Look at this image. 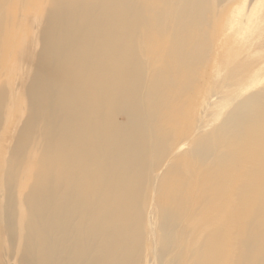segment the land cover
<instances>
[{
  "label": "bare ground",
  "instance_id": "obj_1",
  "mask_svg": "<svg viewBox=\"0 0 264 264\" xmlns=\"http://www.w3.org/2000/svg\"><path fill=\"white\" fill-rule=\"evenodd\" d=\"M263 1L0 0V264H264Z\"/></svg>",
  "mask_w": 264,
  "mask_h": 264
},
{
  "label": "rangeland",
  "instance_id": "obj_2",
  "mask_svg": "<svg viewBox=\"0 0 264 264\" xmlns=\"http://www.w3.org/2000/svg\"><path fill=\"white\" fill-rule=\"evenodd\" d=\"M248 3L249 2H241L240 3V6H242L241 7V9H240V11H239V13H238V15L239 14H242V15H244L245 13H246V9H247V6H248ZM256 11H258V12H260L261 14H263L264 13V1L263 2H260L259 4H257V6H256ZM238 15H237V17H236V21H237V19H238ZM249 40H251V41H249ZM249 40H247L245 43H247V44H251V43H260V42H262L263 40H264V24H263V26H262V29L260 30V31H258V33H255L254 35H253V37L252 38H250ZM248 51H246V52H244L245 54L247 53ZM234 54H230L229 55V57H227L228 55H226V56H224V59H225V64H227V65H221V67H220V71H224V70H226L227 69V66H228V61L230 60V58L233 56ZM260 57L261 58H264V52H262L261 53V55H260ZM227 58V59H226ZM227 60V61H226ZM218 86H219V82H218Z\"/></svg>",
  "mask_w": 264,
  "mask_h": 264
}]
</instances>
